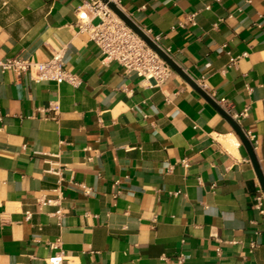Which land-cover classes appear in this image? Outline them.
Here are the masks:
<instances>
[{
	"label": "crops",
	"instance_id": "crops-1",
	"mask_svg": "<svg viewBox=\"0 0 264 264\" xmlns=\"http://www.w3.org/2000/svg\"><path fill=\"white\" fill-rule=\"evenodd\" d=\"M117 1L164 36L161 47L213 100L249 108L238 124L256 137L264 177V0ZM78 6L0 0V61L44 63L64 51L82 79L76 89L0 68V264H46L57 239L65 264H180V255L182 264H264V216L252 207L262 189L231 125L176 72L149 87L104 65L77 27ZM191 12L196 26L172 29ZM56 101L54 117L45 109Z\"/></svg>",
	"mask_w": 264,
	"mask_h": 264
},
{
	"label": "built area",
	"instance_id": "built-area-1",
	"mask_svg": "<svg viewBox=\"0 0 264 264\" xmlns=\"http://www.w3.org/2000/svg\"><path fill=\"white\" fill-rule=\"evenodd\" d=\"M110 2L120 8L117 0H109L108 2H104L103 0H79V6L76 8L77 27L79 31L88 34L90 41L99 49L104 65L115 64L121 67L126 75L135 74L142 78L143 82L149 87L163 86L171 74L174 73V70L109 7ZM197 16L198 12H191L186 16L184 21L179 22L172 29H184L187 26H196ZM256 26L258 28L261 27L260 24H256ZM141 29L152 42L159 46L171 58L169 50L161 47L163 35H155L151 29ZM246 56L247 54H242L238 57L230 56L229 67H235L238 61ZM64 57V51L54 52L47 62L37 63L28 58L16 56L1 60L0 68L2 72L11 71L18 76L28 74L31 80L36 83L54 82L56 84H68L78 89L82 86V79L66 67ZM217 104L237 123L248 116V107L240 113H235L232 112V108L226 99L217 101ZM45 110L52 112L53 116L57 117L60 113V104L58 101L53 102ZM1 120L2 115L0 114ZM244 134L252 147H254L255 135L250 131L244 132ZM90 150L91 148H86V151ZM87 159L91 161L92 157L89 156ZM181 165L188 168L189 162L183 160ZM172 170L173 166H169L168 172H172ZM81 187L86 196L92 194V188L84 184H81ZM59 199L56 203L59 202ZM52 203V200L39 201L40 206H46ZM252 207L261 216H264V193L262 190H258L255 193ZM24 216L26 221H30L32 213L25 212ZM55 216L58 218L60 225V220L63 217L62 210H58ZM252 224H256V222L252 221ZM60 245V239L50 244V248L55 253L45 260L46 264H65L66 255L60 249ZM251 247H256V244L252 243ZM216 251L217 255L221 256V249L217 248ZM185 259L186 257L184 255H180L178 257V263L182 264Z\"/></svg>",
	"mask_w": 264,
	"mask_h": 264
},
{
	"label": "water",
	"instance_id": "water-1",
	"mask_svg": "<svg viewBox=\"0 0 264 264\" xmlns=\"http://www.w3.org/2000/svg\"><path fill=\"white\" fill-rule=\"evenodd\" d=\"M104 2H108L109 0H103ZM109 7L135 32L137 33L152 49H154L160 57L176 72L180 75L187 83H189L194 90H196L214 109L223 116L226 121L231 125L235 133L237 134L238 138L246 148L256 175L258 177V181L260 187L264 193V177L258 165V161L254 152V149L250 142L248 141L247 137L245 136L242 128L239 124L232 119V117L223 109L221 108L215 100H213L207 92H205L196 82H194L183 70L178 66V64L172 60L168 55H166L163 50L157 46L152 40L142 31V29L132 21V19L125 14L120 8H118L112 2L109 3Z\"/></svg>",
	"mask_w": 264,
	"mask_h": 264
}]
</instances>
